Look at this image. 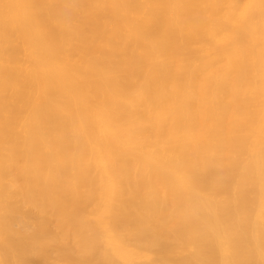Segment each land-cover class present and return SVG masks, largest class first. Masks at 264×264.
<instances>
[{
    "label": "bare ground",
    "instance_id": "1",
    "mask_svg": "<svg viewBox=\"0 0 264 264\" xmlns=\"http://www.w3.org/2000/svg\"><path fill=\"white\" fill-rule=\"evenodd\" d=\"M0 264H264V0H0Z\"/></svg>",
    "mask_w": 264,
    "mask_h": 264
}]
</instances>
